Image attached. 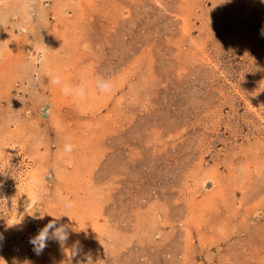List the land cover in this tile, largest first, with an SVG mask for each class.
<instances>
[{"label":"rangeland","instance_id":"374dc122","mask_svg":"<svg viewBox=\"0 0 264 264\" xmlns=\"http://www.w3.org/2000/svg\"><path fill=\"white\" fill-rule=\"evenodd\" d=\"M32 9L0 0V264H264V0Z\"/></svg>","mask_w":264,"mask_h":264},{"label":"clouds","instance_id":"9594fccd","mask_svg":"<svg viewBox=\"0 0 264 264\" xmlns=\"http://www.w3.org/2000/svg\"><path fill=\"white\" fill-rule=\"evenodd\" d=\"M35 0H25V5H26V11L31 13L32 5L34 4ZM7 17L3 14V12H0V24H3ZM31 16L27 15L26 16V21H30ZM41 62H44V58H42ZM51 83L53 85H58L61 84L60 77L55 74V73H49ZM101 78L97 77L96 80V87L97 84L100 82ZM112 89V85L109 81L105 80V82L99 87V90L104 93L110 92ZM63 94L69 95V94H74L80 97H83L86 95V87L84 85H81L79 88H70L68 85H64V87L61 89ZM70 139V138H66ZM63 150L65 153H71L74 150V146L71 143L65 142L63 145ZM66 202L64 204L65 208H71L74 206V203L68 199V198H63ZM65 216V215H61ZM53 217L52 220H49L43 227L38 229V232L35 236H33L30 239V243L33 246V251L37 254L40 255L43 253L45 248L48 247V242L51 240H55L60 244L61 247H63L66 242L69 239V225L60 223V217ZM4 240V237L0 235V242ZM78 245H74L73 249L70 250L69 252V264H71V258L75 257L78 254ZM87 264H92V260L90 257L86 258ZM77 264H81L80 261H77Z\"/></svg>","mask_w":264,"mask_h":264}]
</instances>
